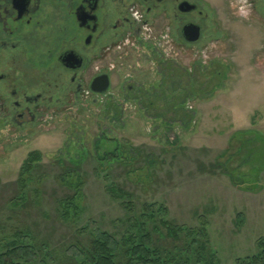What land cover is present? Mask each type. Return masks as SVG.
<instances>
[{"label": "rangeland", "instance_id": "rangeland-1", "mask_svg": "<svg viewBox=\"0 0 264 264\" xmlns=\"http://www.w3.org/2000/svg\"><path fill=\"white\" fill-rule=\"evenodd\" d=\"M220 23L226 33L223 51L208 52L220 60L198 67L195 81L181 67L175 72L179 86L166 78L159 86L163 95L151 97L156 70L150 59L133 56L113 75L109 95L98 101L58 109L29 133L9 135L0 127V242L29 229L30 238L46 248L35 250L26 241L30 256L14 261L81 264L66 250L89 244V226L122 240L132 219L142 221L146 208L164 205L171 226L182 228L180 237L170 239L158 217L149 219V247L164 245L172 258L194 254L205 222L208 248L219 264H251L264 238V68L258 66L264 36L250 34V24L241 25L236 17ZM193 57L181 51L178 58L187 67ZM131 71L134 76L125 78ZM182 101L196 112L187 128L181 113L175 119L171 111ZM119 146L132 147L135 159L97 158ZM34 151L42 158L24 200L18 180ZM79 192L82 212L66 215V200ZM4 244L0 255L8 251Z\"/></svg>", "mask_w": 264, "mask_h": 264}, {"label": "flooded vegetation", "instance_id": "flooded-vegetation-1", "mask_svg": "<svg viewBox=\"0 0 264 264\" xmlns=\"http://www.w3.org/2000/svg\"><path fill=\"white\" fill-rule=\"evenodd\" d=\"M229 17L264 36V0H0V127L29 133L58 109L98 101L133 56L156 70L151 97L166 78L178 85L181 67L195 81L198 67L220 60L208 52L222 53ZM181 51L194 55L187 67ZM106 74L109 89L96 91Z\"/></svg>", "mask_w": 264, "mask_h": 264}, {"label": "trees", "instance_id": "trees-1", "mask_svg": "<svg viewBox=\"0 0 264 264\" xmlns=\"http://www.w3.org/2000/svg\"><path fill=\"white\" fill-rule=\"evenodd\" d=\"M152 103H154V101L149 103L150 107L153 106ZM171 111L177 115L175 119H178V114L181 113L180 121H182L184 128L191 125L196 113L189 108L185 101H182L179 107L171 108ZM165 126L167 129H172L171 122H166ZM130 148L132 147L119 146L113 151H109L105 154H98L97 158L101 163H114L123 160L133 161L136 155L131 153ZM41 158L40 152H31L22 167L18 183L20 184L24 200L27 199L25 190L28 187L29 178L33 173L32 170H34L37 165L35 163L39 162ZM81 199L82 194L80 192L77 193L74 198L70 200L67 199L64 207L65 214L79 217L82 212V209L79 207ZM153 208L154 207L146 208V215L142 221L137 217L131 220L130 229L122 240H118L109 233L101 231L97 226H89L88 229L85 230L89 237V244L86 247L79 244L73 245L66 250L67 256L72 258L78 256L81 264H219L216 253L208 248L207 223L205 222L197 232L201 237L198 239L199 242L198 240H194V246H192V248L195 247L193 250L194 254L185 253L182 259L181 257L172 258L170 253H166V247L164 245H159L158 247L154 246L152 248L149 247L152 244V237L148 234L147 220H154L158 217L157 219L159 220L160 226L167 230L168 237L173 240L179 239L182 230V228H173L171 226L170 221L167 219L168 210L164 205L155 207L157 211H154ZM33 235V232L29 231V229H21L20 231L16 230L11 239H9V237L5 238V240L8 241L7 244L1 241V245L4 244V246L8 247V251L4 255H0V264H20L14 261L15 257H25L26 259L30 256L31 250L29 249L33 247L35 250H38L41 246L37 239L30 238ZM26 241L33 243L32 247L27 244L23 245ZM258 247L259 253L257 256L250 259L249 262L251 264H264V238L260 239ZM41 248L43 251L46 249L43 246ZM6 258L12 259L13 261L7 262L5 260Z\"/></svg>", "mask_w": 264, "mask_h": 264}, {"label": "water", "instance_id": "water-1", "mask_svg": "<svg viewBox=\"0 0 264 264\" xmlns=\"http://www.w3.org/2000/svg\"><path fill=\"white\" fill-rule=\"evenodd\" d=\"M97 80H99L101 82V88L100 89H96V91L99 92H106L109 89V85H110V81H109V76L106 75H102L101 77L97 78Z\"/></svg>", "mask_w": 264, "mask_h": 264}]
</instances>
